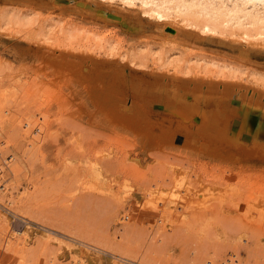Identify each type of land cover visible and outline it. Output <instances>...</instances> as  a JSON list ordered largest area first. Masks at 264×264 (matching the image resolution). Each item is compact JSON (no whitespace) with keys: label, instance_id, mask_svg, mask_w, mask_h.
<instances>
[{"label":"rangeland","instance_id":"1","mask_svg":"<svg viewBox=\"0 0 264 264\" xmlns=\"http://www.w3.org/2000/svg\"><path fill=\"white\" fill-rule=\"evenodd\" d=\"M22 1L0 2V11L30 12L26 22L0 23V182L13 185L12 202L0 197V264H110L111 252L133 264H264V158L205 141L181 144L177 132L169 141L160 133L167 123L162 107L149 115L153 135L127 126L91 101L82 73L62 64V54L72 63L102 39L129 54L140 38H157V24L117 0L109 4L115 20L106 21L79 12L80 2L95 0L60 7L24 0L32 3L28 9ZM189 37L192 49L228 50L223 35ZM53 47L62 51L58 62L47 58ZM180 174L213 196L175 203L165 195L177 191L172 180ZM42 226L51 235H81L101 249L71 261L67 250L62 254L43 237ZM26 229L30 239L23 245L16 237ZM231 250L236 255L222 263Z\"/></svg>","mask_w":264,"mask_h":264},{"label":"bare ground","instance_id":"2","mask_svg":"<svg viewBox=\"0 0 264 264\" xmlns=\"http://www.w3.org/2000/svg\"><path fill=\"white\" fill-rule=\"evenodd\" d=\"M9 1L16 3L15 0H0L3 3ZM71 1L38 0L37 3L40 2L46 7H60ZM96 1L80 2L81 4L78 5H81L83 9L80 8L79 12L93 15L94 11L102 21L115 20L110 15H116L117 10L112 9V6L109 7L110 2L114 0ZM117 1L121 3V6L135 5L139 13L147 14V17L158 26V32L153 34H156L157 38L149 40L150 36L147 38L141 36L143 39L135 41L137 49L129 54L125 50L119 53L118 44L116 46L107 39L104 55L99 56L96 54L97 51L105 46L102 39L98 43L95 42L93 46L95 53L90 50L85 53L79 52V57L76 56L78 59L72 63L68 58L65 60L67 56H64L60 49L53 47V50L47 53L48 60L50 61L49 58L54 60L62 54L61 57H65L62 64H67L74 71L83 74H81L83 78L78 77L83 79L81 82H84L85 87L89 89V96L90 99L93 98V102L95 101L94 104L96 103L109 115H115L118 121L125 122L127 126L151 134L153 130L149 125H152V120L149 115L155 108L151 104L158 102L160 103L158 109L163 108L164 122H167L166 126L160 128V133H167L166 136L162 135L165 138L168 136L169 141L177 132L182 139L181 144L205 141L211 145L249 151L254 157L264 158V60H260L264 58L262 55L264 53L261 54L264 52V0ZM23 3L26 4L27 9L32 5V3ZM29 13L27 10L18 13L3 9L0 11V23H8L12 20L26 22L29 20ZM120 14L122 13L120 12L119 16ZM49 24L53 25V23ZM182 32L184 35L180 34ZM189 34L195 37H192L195 41L201 36L208 38L207 35H223L225 38L222 37L219 40L217 37L218 39L214 41L222 42L223 40L222 43L228 50H219V48L205 50L204 47L192 49ZM253 45L263 46V48ZM114 54H117V57H111ZM148 55L153 60L151 65L147 63V58L144 59ZM255 56L260 59L257 60ZM118 57L126 60L119 61ZM57 62L54 64H58ZM135 66L142 69L138 70ZM60 68L62 69L61 66ZM63 68L65 70L64 65ZM233 118L235 121H232ZM243 130L248 132L247 137L241 134ZM154 132H156L155 129ZM7 156L3 159L4 162L12 157L11 154ZM177 177L172 180L174 181L172 186L174 189L177 188V191L173 190L168 194L169 190L165 195L173 199L175 203L181 199H201L208 197L209 194L213 196V193H210L205 186L196 187L189 180H185L186 175L180 174V177L179 175ZM12 188V184L0 182V197H6L8 199L6 203L13 201ZM154 200L149 198L146 202L154 204ZM142 203H139L138 208L142 209L145 206ZM1 215L3 218L7 217L6 214ZM123 215L121 214L119 218L123 219ZM42 227L43 237L57 242L64 249L62 254H65L67 250L71 261H81L91 248L101 249L81 235L69 233L66 236L51 235L47 227ZM16 238L20 239L23 245L28 243L30 239L28 230H24ZM111 254L115 258H110V264H133L131 258L121 253L111 252ZM235 255V251H229L228 256L221 262L230 261Z\"/></svg>","mask_w":264,"mask_h":264},{"label":"water","instance_id":"3","mask_svg":"<svg viewBox=\"0 0 264 264\" xmlns=\"http://www.w3.org/2000/svg\"><path fill=\"white\" fill-rule=\"evenodd\" d=\"M138 70H140V69L138 68ZM127 100H128V98H127ZM151 106H152V107H155V108L157 107V109H158V108H159L158 106H160V103H158V102H154V103L151 104ZM232 121H235V118H233ZM253 125H254V124H253ZM241 134L244 135V137H247L248 132H247L246 130H243V131L241 132Z\"/></svg>","mask_w":264,"mask_h":264},{"label":"built area","instance_id":"4","mask_svg":"<svg viewBox=\"0 0 264 264\" xmlns=\"http://www.w3.org/2000/svg\"><path fill=\"white\" fill-rule=\"evenodd\" d=\"M9 158V156H7Z\"/></svg>","mask_w":264,"mask_h":264}]
</instances>
